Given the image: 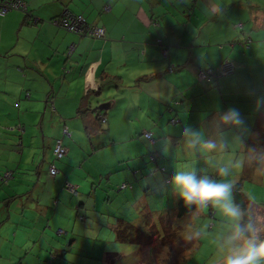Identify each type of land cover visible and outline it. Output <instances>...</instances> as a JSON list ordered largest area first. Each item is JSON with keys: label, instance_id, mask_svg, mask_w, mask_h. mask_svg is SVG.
I'll list each match as a JSON object with an SVG mask.
<instances>
[{"label": "crops", "instance_id": "0c3cea01", "mask_svg": "<svg viewBox=\"0 0 264 264\" xmlns=\"http://www.w3.org/2000/svg\"><path fill=\"white\" fill-rule=\"evenodd\" d=\"M24 1L29 5V15L17 10L0 16V184H8L0 199L5 203L0 207V233L3 220L16 222L14 215H22L25 208L33 209L30 198L44 208L65 179L84 191L90 189L89 175L83 178L66 166L58 165V160L53 157L57 139H61L67 149L61 160L69 157L75 165L88 155L89 149L84 148L77 136L85 132L78 110L94 109L102 104L104 108L97 110L105 118L102 125L105 124L106 129L103 127L104 131L100 133L105 136L99 139L98 148L108 145L111 149L113 146L118 148L95 175V181L100 182L99 188H94L96 200L100 197L105 176L109 182L123 177H113V165H119L117 169L125 171L124 178L129 176L130 190L134 191L136 171L146 170L144 161H149L147 155L153 149L145 133L151 134L150 140L160 146L162 136L166 134L164 131L172 128V124L181 126L183 119L193 121L194 115L201 118L202 111H196V105L205 97L215 102L211 108H201L209 113L201 118L203 124L217 112L228 109L221 107L216 95H212L216 89L202 81L197 82L198 68H215L222 60L231 59L236 65L235 73L228 81L215 83L219 86L217 90H227L231 85L242 83L253 86L244 91L259 95L255 92L259 90L261 95L264 94V0H215L218 4L215 14H209L207 9L214 0H191V3L187 0ZM65 11L80 14L89 23L101 27L107 40L84 37L54 25L52 20L56 21ZM163 48H168L166 57ZM87 67L90 75L85 72ZM186 74L190 78L188 81L185 80ZM182 111L186 112L183 119L180 116ZM134 112L136 115L143 113L137 115L140 127L136 125L124 134L121 124L131 120ZM144 114L145 118L140 120ZM175 117L177 121H171ZM163 118L171 124L164 122ZM37 130L43 139L45 133L50 132L55 137L47 144L48 149H52L50 161L54 160V163H49L47 176L42 175L44 164L38 163L31 188L27 187L29 182L17 175L31 166L30 159L35 160L25 150L33 147V140L40 141ZM205 133L211 134L209 131ZM42 158L44 162L49 157L43 155ZM121 163L124 165L120 166ZM155 163L158 167L160 161L156 158ZM50 165H55L60 173L51 176ZM128 169L135 173L133 177ZM5 173H10L11 179L3 178ZM256 173L252 170V174ZM263 181L257 182L261 185ZM253 189L260 196L262 191ZM12 196L16 198L7 203L6 199ZM124 198L126 210L137 205L129 201L131 197L126 193ZM103 201H109V198ZM80 206H89L88 201L81 200ZM40 211L42 214L43 210ZM57 212L67 214L58 203L53 217ZM50 222L49 218L47 223ZM57 222L67 224L68 221L59 216ZM70 229L74 230L75 224ZM62 231L57 235L67 233ZM31 237L34 247L42 250L40 239L45 238L44 233L37 237L31 234L28 238ZM43 244L49 247L51 256L59 251L58 245L50 240L45 239ZM48 251H43L45 259H49ZM40 257L37 256L38 260Z\"/></svg>", "mask_w": 264, "mask_h": 264}, {"label": "rangeland", "instance_id": "374dc122", "mask_svg": "<svg viewBox=\"0 0 264 264\" xmlns=\"http://www.w3.org/2000/svg\"><path fill=\"white\" fill-rule=\"evenodd\" d=\"M187 67H189V64H187ZM5 68L11 69L9 67ZM187 71L188 70H185V73H187ZM1 72H4V70H1ZM189 79V76L186 74L185 80L188 81ZM251 88H253L252 85L246 86L242 83H236L235 85L229 86L226 91L224 90L225 92L222 95H220L218 90L213 91L214 94H212L216 95L221 107H235L239 109L250 132L255 117L251 116L249 112L250 108H248L249 105L246 103L237 104L232 102V100L237 96L239 91ZM230 92L234 93L235 97H231ZM202 99L203 100L198 101V105H196V111H202L201 118L209 114L206 111L203 112L201 108H211L214 106L213 102H215L211 100L210 97ZM198 106L200 109H198ZM190 113L192 115L191 111ZM142 114V112H138L137 115ZM185 114L186 112L183 111L180 113L182 119ZM137 115L134 112L131 116V120H126L125 124H121L124 134L125 131L128 132L129 129H133L136 125H138V128L140 127ZM140 117V120H142V118H145V114ZM192 117L193 121L190 119H183L181 126L180 124H172L170 126L172 128L164 131L166 134L162 136V140L164 138H170L172 141V143L168 145L166 155L162 153L161 145L156 146V142L154 144L150 143V146L153 147L152 154L156 156L160 163L158 167L154 161L150 163L149 156L151 153L147 155L149 161H144L146 163V170L136 171V180H133L135 186L134 191L130 190L129 187L127 189H121V186L126 183V181L128 183L131 181L127 180L129 176L124 178V170L120 169L119 171L117 169L119 165H113V177L120 175L123 177L118 181L111 179V182H109L105 176L100 188V197L96 200H94L93 197L94 188H99L100 182L95 181V175L99 170L103 169L102 167H104L106 160L114 155L118 148L113 146L111 149L110 145L106 148H98V141L101 137L103 138L105 134H100L92 138L86 134V132L79 133L77 136L80 138V142L83 143L84 148L89 149L88 155L83 162L76 161L75 165H73L74 160L65 156L63 160L56 161V163L66 166L68 170L80 174L83 178L89 175L88 181L91 184L90 189L84 191L83 188H78L79 195L73 197L62 189V185L51 196L44 208L38 206L36 200L30 198V203L33 206L32 210L25 208L22 215H14L16 222L3 220L0 233V264H135L138 256L141 254L139 244L131 240L122 242L116 239L115 227L118 224V219L126 221L135 226L137 230L140 229L144 233L149 234V236L150 228L153 227L154 231H151V234L153 236L157 235L158 237H153L151 239L152 242L156 240L161 241L163 236L174 233L172 236L169 235V237H174L173 240L176 242L175 244L179 246L174 250V253L177 254L171 256L168 259V263L176 261L175 264H218L220 253L217 247V240L221 231L227 227L223 222V217L214 209L212 215H210L209 208L205 210L196 209L183 217H178L176 215V202L180 197L175 194L170 182V178L175 174L177 169H183L189 166H195L203 170L200 174H205L206 172L210 178L220 179L219 177H212L215 172L209 167L208 163H206V161L210 159L207 154L190 151L185 148L183 138L181 137V130L185 126L191 125L193 127H201L205 137L210 135L206 134L205 131L211 133V128H207V124L208 126L210 125L209 123L203 124V120H201V118L198 119L196 115ZM167 118H163V121L167 122V124H171L168 122ZM200 120L201 123L197 124ZM102 127L106 129L105 124L102 125ZM36 128L40 129L39 124H36ZM83 131H85V129H83ZM38 132L40 141L33 140V147L25 150V152L29 154L31 158H35V160L30 159L31 166L25 168L22 174L17 175L23 177L24 181L29 182L27 187L31 186V188L33 186L31 182H33V178L37 175L38 163L44 164L45 169L42 172L43 176H47L49 163H54V160L50 161L52 158V149H48L47 144L52 138L55 140V137H52V133L50 132V134L45 133V139H43L42 133H40V131ZM67 139L69 138L67 137ZM157 144L160 143L157 142ZM31 146L32 145L28 148ZM123 147H125L124 144ZM242 154L243 150L241 151V146L230 141L228 149L213 154V158L216 163H226L233 159L240 158ZM43 155H46L50 159L48 158V161L45 159V161L42 162ZM67 160H70V163H67ZM107 164L108 163H106V165ZM122 165L124 164L121 163L120 166ZM13 170H15V167ZM128 170L133 177L135 173H133L131 169ZM255 170L257 173L251 174L250 179L242 173L244 171V165L242 167H236L233 169L229 179L233 182L241 181V187L244 193L250 199L260 204V202H264L262 201L264 197V181L261 185L257 181L264 180V166ZM106 171H108V169H106ZM18 172H21V170ZM5 181L6 180L3 182ZM7 185L6 183L0 184V199L5 195ZM81 186L84 187V184L82 183ZM253 188L262 191L260 196H257ZM125 193L131 197L129 201L137 203L131 210H129V208L126 210L123 205L126 201L124 198ZM255 196H257V199L254 198ZM27 198L28 197H24V199ZM106 198H109V201H103V199ZM54 200H57L60 207L62 206L67 210V214L62 215L57 212L56 216L53 217L52 213L56 212V205H53ZM81 200L88 201L89 206L85 208L80 206ZM3 202L4 201L0 202V207L4 206L5 203ZM71 202L73 205L69 206ZM40 209L43 210L42 214ZM44 210H47L45 215ZM148 214L150 215V220L147 222L144 216ZM59 216L66 218V222H69V227L67 226L68 222L67 224L57 222ZM49 218L51 222L48 224ZM72 224H75L74 230L70 229ZM59 229L67 233L63 236L57 235ZM40 233H44L45 237L40 239V246L43 251H48L49 249L48 246L43 244L45 243V239L50 240L59 247L58 252H53L55 256H51L49 251L46 252L49 259H45L44 256H42L45 255L42 250H38L34 247V239H32V237L31 239L28 238L31 234L37 237ZM134 237H136V234L135 236L133 235L132 238ZM193 240H195L196 245L192 243ZM37 256H41L39 260ZM143 261H145V259Z\"/></svg>", "mask_w": 264, "mask_h": 264}, {"label": "clouds", "instance_id": "9594fccd", "mask_svg": "<svg viewBox=\"0 0 264 264\" xmlns=\"http://www.w3.org/2000/svg\"><path fill=\"white\" fill-rule=\"evenodd\" d=\"M187 2L191 3V0ZM207 9L209 14H215L218 4L214 0ZM255 108L257 111H264V96L257 98ZM206 122L211 128L208 137L203 135L201 127L191 125L182 129L181 137L187 150L209 156L206 163L220 179H212L206 172L200 174L203 170L189 166L177 169L170 178L173 190L183 199L185 206L201 210L211 207L223 217L227 227L221 231L217 240L220 253L218 264H264V206L255 201L251 202V206L237 203L234 197L236 186L229 179L233 169L242 167L245 163L249 166H264V146L246 143L253 134L239 109L235 107L217 112ZM230 141L239 144L243 154L238 159L216 163L213 154L227 150ZM171 143L170 138L161 141L163 154H167Z\"/></svg>", "mask_w": 264, "mask_h": 264}, {"label": "trees", "instance_id": "16d2710c", "mask_svg": "<svg viewBox=\"0 0 264 264\" xmlns=\"http://www.w3.org/2000/svg\"><path fill=\"white\" fill-rule=\"evenodd\" d=\"M14 1H20L21 3H24L25 9L9 8L6 11L3 10V9H6V7L8 6V4L10 2L14 3ZM3 5H5V6H3ZM17 10L18 11L22 10V12L24 14H26V15H29V13H30L29 5H27V2L24 1V0H0V11H5L4 14H0L1 17H4L6 14H8L11 11H17ZM65 12H68V11H65ZM189 12L192 13V9H189ZM72 14H75V13H72ZM75 15H80V14H75ZM24 18H25V21H26L27 16H25ZM59 18L57 19L58 21H60ZM56 21H54V19H53L52 23L54 24ZM85 21L87 23H89L86 19H85ZM90 24L96 25L94 23H90ZM96 26H98V25H96ZM60 29L65 30V29H63L61 27H60ZM65 31H67V30H65ZM93 39H97V38H93ZM100 39L103 40V41L107 40L105 35H104L103 38H100ZM245 44H247V43H245ZM223 61L224 60H222L220 62V64ZM220 64L217 67H215V68L214 67L213 68H206V69L198 68L196 70V80H197V82L198 81H200V82L202 81V83H204V84L206 83L212 89H216L217 90L219 88V86L216 85L215 83H217L219 80L220 81L221 80L228 81L229 78L231 77V75H233L235 73V69H236V67H235L234 71L231 74L221 75L219 72L216 71L218 69V67L220 66ZM183 68H185V67H183ZM64 72H67V70L65 69ZM201 73H204V74L212 73V74H209L208 76H205V77L202 78V77H200ZM225 91L224 90L223 91H219V93L221 92L220 95H222ZM255 92L256 93L258 92L259 95H257L256 93L255 94L257 96L253 95V92H247V91H243L242 92V91H239L236 97H235V94L232 93V92H230L231 93L230 96L231 97H235L232 100V102H234V103L240 102L241 104H243V103L248 104L249 107H250L249 112H250L251 116L255 117L254 121H253L252 128H251V133L253 135L249 136V138L246 140V143L249 144V145L258 144L259 146H264V111H257L256 108H255V103H256L257 98L261 97V96H264V94L261 95L259 90L255 91ZM97 109L98 108L96 107L94 109L85 108V109L78 110V113H79V115L81 116V118L83 120L85 132H86V134H88L91 137H95V136L99 135L101 132L104 131V129L102 127V123H104V122H102V119H105V118L101 114L102 112L98 111ZM223 110L224 109L221 108V111H223ZM171 121H177L176 117L172 118ZM151 141H153V142H151ZM149 142L151 144H154L155 141L154 140H150V138H149ZM242 150L243 149L241 148V151ZM60 160H58V161H60ZM149 160L151 162H153V161L156 162V156L151 153V155L149 156ZM257 168H259V167H257L255 164H253L252 166H249L247 163H245L244 164V171L242 173L245 176H247V177H249L251 179L252 170H255ZM59 173L60 172L58 170V173L56 175H58ZM212 177H217V176L215 174H213ZM9 178H11V175H10ZM66 181H69V180L68 179L64 180L62 189L64 191H66L68 194H70L71 196L72 195H77L78 196L79 195L78 188L75 186L76 187V193L75 194L69 192L66 189V187H65V182ZM234 184L236 186L235 190H234V197L236 199V202L237 203H242L244 205L251 206V202L253 200L250 199L244 193V191L242 190V187H241L242 182L241 181H237V182H234ZM128 187L132 188V185H130L129 183H124L121 186V189H127ZM16 196L18 197L19 195H16ZM16 196L9 197L8 199H6V202L8 203V202L13 201L16 198ZM54 201H55V205H56L57 204V200H54ZM256 204L264 206V203H260V204L256 203ZM194 210H196V208L194 206L193 207H187V206H185L183 199L182 198H178V200L176 202V215L178 217H183L184 215H187V214H189L190 212H192ZM212 211H213V209L211 207H209V214L210 215H212ZM144 217L146 218L147 222L150 220V215L149 214L145 215ZM162 219H163V217H162ZM115 228H116L115 229V235H116V239L117 240L122 241V242L123 241H127V240H131V241H135L137 244H139V247H140V250H141V254L138 256L137 262L135 264H175L176 263V261H172L171 263H168V259L171 256H173L174 254H177V253H174V250L179 246V245L175 244L176 242H174V240H173L174 237L173 238L169 237V235L172 236V234H174V233L167 234V235L163 236L161 241H157L156 240L155 242H152L151 239L153 237H158L157 235L153 236L151 234V231H154L153 227L150 228V236H149V234L144 233L140 229L137 230V228H135V226L127 223L126 221H123L122 219L118 220V224H117V226ZM59 230H62V229H59ZM135 234H136V237L132 238L133 235L135 236ZM192 235H194V234H192ZM192 243L196 245L195 240H193ZM144 259H145V261H143ZM18 264H22V263H18Z\"/></svg>", "mask_w": 264, "mask_h": 264}, {"label": "built area", "instance_id": "2783aa9c", "mask_svg": "<svg viewBox=\"0 0 264 264\" xmlns=\"http://www.w3.org/2000/svg\"><path fill=\"white\" fill-rule=\"evenodd\" d=\"M9 8L25 9V5L24 3H21L20 1H14V3L10 2L8 6L6 7V9H3V10L6 11ZM105 9H108V7H105ZM5 11H0V14H4ZM59 20L60 21H56L55 24L67 30L68 32H73L76 34L78 33L79 35L84 36V37L97 38V39L104 37V32L101 27L87 23L81 15H75L69 12H64L61 15ZM162 53H163V56L166 57L168 55V48H163ZM88 67L87 69H85V72L87 75H90L91 71ZM234 68H235V64L232 60H224L216 71L219 72L221 75H228L234 71ZM209 74H212V73H206V74L201 73L200 77L203 78L205 76H208ZM104 121L105 119H102V122ZM64 133L65 134L67 133L66 129L64 130ZM150 136L151 135L149 133H145L146 138H150ZM66 153H67V149L63 145L62 140L57 139L55 146L53 148L54 160H60ZM49 173L51 176H55L58 173L57 167L55 165H50ZM9 177H10V173H5L3 178L7 179ZM65 187L69 192L73 194L76 193V187L70 182L66 181ZM62 232H63L62 230H59L58 234Z\"/></svg>", "mask_w": 264, "mask_h": 264}, {"label": "water", "instance_id": "95a60500", "mask_svg": "<svg viewBox=\"0 0 264 264\" xmlns=\"http://www.w3.org/2000/svg\"><path fill=\"white\" fill-rule=\"evenodd\" d=\"M104 108V106L102 104L98 105V109L102 110Z\"/></svg>", "mask_w": 264, "mask_h": 264}]
</instances>
